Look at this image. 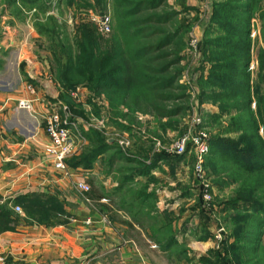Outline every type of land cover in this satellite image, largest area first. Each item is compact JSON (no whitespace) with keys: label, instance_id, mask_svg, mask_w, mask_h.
Masks as SVG:
<instances>
[{"label":"rangeland","instance_id":"374dc122","mask_svg":"<svg viewBox=\"0 0 264 264\" xmlns=\"http://www.w3.org/2000/svg\"><path fill=\"white\" fill-rule=\"evenodd\" d=\"M47 1L49 8L46 12H42L38 6L24 4L20 0H0V97L14 101L12 109H19L26 121L33 114L36 121L44 128L41 117L43 112L31 113L20 109L18 102L20 99H27V94L32 93V88L44 97L53 99L59 96L60 98V93H64L58 80L63 77L62 66L68 62L78 63L84 49L82 43L85 42V48L88 50L89 47H96V50L101 49V51L106 50L109 45H119L129 59L130 50L134 52L135 47L154 45L165 32L179 29L180 40H177L174 45L168 44L161 51H156L160 56L157 55L158 58L153 63L143 66L133 64L134 67H132L142 75L155 78L175 75L176 80L168 87L146 88L147 90H142L139 94L138 106L129 107L121 103L115 109L106 93L96 95L88 87L79 85L69 92L70 97L74 99H72L73 103L65 104L71 113V124L76 123L74 128L77 130L82 147L81 154L91 146V141L87 143V139L84 138L94 132L95 140L102 137L104 141L121 150L130 159L150 163L156 155H161L163 156L161 160L172 157L183 164V167L187 169L182 168L183 173L186 170L189 176L186 185L194 194L195 207L199 213L197 226H195L196 232L197 229H201L204 233L203 237L212 240V246L206 253L194 258L193 261L202 264L201 257L209 256L210 251H214L229 259L228 262L218 264H237L228 251L229 245L235 238L232 235L230 213L226 210V200L235 194L240 184L232 183L224 169L222 174L227 181H217L205 163L209 185L207 189H204L194 173L196 153L192 145L185 153L171 152V146L185 134L205 130L211 143L215 135L228 132L235 137L240 133L233 131L230 117L227 115L221 119L215 118L214 115L220 112L218 102L202 101L201 98V81L207 79L212 66L209 50L204 45V35L212 22L215 0H165L161 6L154 9L140 6L135 13H133V6L139 0H126L125 9L130 10L128 18L135 23L127 29L119 23L117 11H120V8L118 7L117 10V5L119 6L120 0ZM165 13L168 14L167 19L157 21L159 14ZM104 15L109 16L111 20L109 32L102 29L100 19ZM83 29L87 31V35L91 36L90 39H94V47L87 38L83 41ZM194 37L198 38L196 46L191 42ZM172 51L177 52V55L172 56L170 54ZM149 55L155 56V52ZM173 60L176 62L170 64L167 71L162 70L160 73L154 71L155 67L159 70L163 69ZM175 72L177 73L173 74ZM250 72L251 79L255 83L259 71L250 69ZM143 98H146L148 102ZM212 106L218 108L217 113L209 111V107L212 108ZM252 107L256 109V101L252 103ZM177 108L180 109L177 114L167 115ZM74 109L81 114L75 113ZM81 123L85 125V129ZM28 130L31 129L28 127ZM259 130L261 135H264L262 125ZM22 133L24 134L25 131ZM81 137H84L83 141ZM126 142L129 143L126 144ZM110 153L106 154V159L103 161L105 172L110 170H108ZM135 165L133 162L132 167H136ZM121 167L127 169L131 167V164L123 158L116 160L112 167L116 177L126 175V172L121 174L119 171ZM152 175L155 177L153 171ZM254 181L253 177L252 182ZM153 182H156V177L138 187L136 181L132 183L135 188H131V191L127 189V192L145 190V186L149 187ZM100 185L96 184L94 188L98 190ZM91 189L92 186L89 191ZM205 191L212 196L209 203L203 199ZM6 201L7 199H4L1 203ZM107 202L108 200L103 204ZM15 206L11 205V208L15 210ZM19 206L22 211L15 210V212L23 214L24 209L21 205ZM200 222L204 224L203 228ZM86 223L90 222L86 220ZM219 231L224 238L220 241L221 243L215 238ZM263 238L264 234L262 235L263 249L250 251V254L258 253V263L249 260L250 262L245 264H264ZM250 254L245 256V259L251 258ZM0 257L5 258L2 263L5 264L10 255L0 254ZM150 257L156 261V264H175L166 255L150 253Z\"/></svg>","mask_w":264,"mask_h":264},{"label":"trees","instance_id":"16d2710c","mask_svg":"<svg viewBox=\"0 0 264 264\" xmlns=\"http://www.w3.org/2000/svg\"><path fill=\"white\" fill-rule=\"evenodd\" d=\"M15 1V0H12ZM24 4L38 6L42 12H46L49 8L47 0H20ZM71 1V0H69ZM103 0H98V2ZM165 0H139L133 6L135 13L140 6L154 9L163 4ZM72 2V1H71ZM263 0H215V8L212 16V22L205 30L204 45L210 53V62L212 64L211 71L207 79L201 81L202 101H215L219 104L220 112L215 116L221 119L224 115L230 117V123L233 131L240 132L237 136H231L228 132L215 135L210 143V151L206 157V166L215 175L217 181L226 180L222 174L223 169L227 172L229 180L234 183L238 182L239 187L235 194L226 200V210L230 213L229 218L232 223V235L234 241L229 245L228 251L232 254L237 264H245V262L254 261L258 263V253L255 250L262 248V235L264 234V135H261V125L264 129V51L260 50L259 59L261 69L258 72L257 81L252 82L249 63L251 61V29L252 19L254 15L260 11L259 15L264 21V10H262ZM126 0H120L118 10L119 23L122 27L130 28L135 23L128 18V12L125 9ZM168 14H159L157 21L166 20ZM51 18V17H50ZM164 32L163 30H160ZM84 40H89L94 47V39L87 35V31L83 29ZM264 35V26L262 27ZM180 31L176 29L173 32H165L154 45L135 47L134 52L130 50V58L127 59L124 51L119 45L112 44L106 50H96L89 47L85 48L79 56L78 63L68 62L62 66V79H58L64 93H60V98L69 104H72L70 91L76 89L79 85L88 87L93 93L99 95L106 93L110 99L112 107L117 109L118 105L124 103L129 107L138 106L140 98L139 94L146 88L168 87L174 80L175 75L155 78L152 76L142 75L135 69L133 64L143 66L147 63H153L158 54L168 44H175L179 39ZM95 38V37H94ZM96 39V38H95ZM155 52L154 55H149ZM162 53V52H160ZM172 56L177 52L172 51ZM168 55V54H164ZM154 56V57H152ZM160 56V55H158ZM176 61H170L163 69L155 67V72L160 73L162 70L167 71L170 64ZM177 72L173 73L176 74ZM32 81V79L30 78ZM146 102L148 100L143 98ZM256 101V109L252 107V103ZM72 106V105H71ZM73 109V108H72ZM179 108L167 113V115L177 114ZM75 113L81 114L76 109ZM98 114V113H97ZM118 114V113H117ZM164 114V113H163ZM93 132L89 135L91 146L86 152L79 156L71 157L67 160L70 166L91 167L96 160L110 153L109 166L113 167V163L118 159H125L131 164L127 169L120 168L121 174L126 175L119 177L117 189L119 191L136 182L140 176H148L154 179L152 171L156 168L159 161L163 158L156 155L150 163L141 162L138 159H130L118 148L108 144L104 139L97 138ZM100 137V136H98ZM135 162L136 167H132ZM222 164V165H221ZM222 167V168H221ZM255 181L252 182V178ZM148 185V184H147ZM146 187V186H145ZM144 190V189H143ZM146 190V189H145ZM144 190V191H145ZM129 191L131 189L129 188ZM263 192V193H260ZM99 190L91 189L87 194L97 196ZM106 196V195H105ZM100 197V196H99ZM143 199V198H142ZM20 199L13 201L7 200L0 203V231L10 230L17 223L19 214L11 208V205H17ZM26 208L29 211L34 209L40 211L42 216H48L53 209L63 210L62 204L57 199L40 200L35 196L26 195L24 197ZM130 205L134 204V200L125 201ZM145 204V212L143 218L148 216L153 219L150 226L159 223L158 215H163L162 230L168 232L173 219L169 212H161L155 206L154 200L151 198L141 201ZM104 205V204H103ZM52 208V209H51ZM33 210V211H34ZM32 211V212H33ZM31 212V213H32ZM156 213V215L153 214ZM158 213V214H157ZM136 221L143 223L139 213H132ZM154 230V227H153ZM155 232V230H154ZM175 242V239L173 240ZM177 246L167 247L179 258H189L186 248L180 243ZM174 246V245H172ZM164 248V247H163ZM263 249V248H262ZM250 254V251H253ZM251 255V258L245 259V256ZM255 257L257 259L255 260ZM202 264H218L228 262L229 259L223 255L210 251L209 256L201 257ZM250 260V261H249ZM191 264H198L191 260ZM5 264H12L8 259Z\"/></svg>","mask_w":264,"mask_h":264},{"label":"crops","instance_id":"0c3cea01","mask_svg":"<svg viewBox=\"0 0 264 264\" xmlns=\"http://www.w3.org/2000/svg\"><path fill=\"white\" fill-rule=\"evenodd\" d=\"M261 6L264 10V1ZM259 13L252 19V29L256 27L257 35L251 36L249 63L253 62L258 71L261 69L259 53L264 51V21ZM31 92L27 95L35 113L55 107L61 111L67 103L59 96L44 97L34 88ZM14 103L0 97V203L4 199H20L17 205L24 209L13 229L0 231V254L10 255L12 264H156L150 253L166 255L175 264H191V260L212 246V240L204 238L201 229L196 232L199 213L194 194L186 185L187 169L178 160L170 157L159 161L153 170L157 185L153 182L145 191L129 193L127 189L135 188L130 184L119 191L115 170L108 165L109 172L104 171L107 155L99 157L91 167L68 165L66 171L57 169L45 152L49 135L33 114L26 121L19 109H12ZM209 111L217 113L218 108L212 106ZM85 139L89 141L88 135ZM182 168L186 169L184 173ZM136 181L140 187L151 179L140 176ZM80 183H87L92 189L101 184L99 193L92 197L79 188ZM26 195L43 201L57 199L63 210L53 209L47 218L40 211L30 208L28 211L24 202ZM142 198L154 200L160 213H170L173 221L168 232L162 230L163 215H158L159 223L151 226L153 219L143 218L146 210ZM102 199L108 200L107 204L103 205ZM130 200L135 201L133 205L125 202ZM136 212L144 224L136 221L132 214ZM87 219L91 222L86 223ZM199 224L203 228L204 224ZM176 242L186 248L189 258H179L164 250L175 248Z\"/></svg>","mask_w":264,"mask_h":264},{"label":"built area","instance_id":"2783aa9c","mask_svg":"<svg viewBox=\"0 0 264 264\" xmlns=\"http://www.w3.org/2000/svg\"><path fill=\"white\" fill-rule=\"evenodd\" d=\"M100 21L102 24V29L106 32H109L111 30L110 17L104 15L100 19ZM256 35L257 29L254 26L251 32V36L256 37ZM191 42L194 46H196L198 43V38L194 37ZM250 68L252 70L255 69V65L253 62L250 64ZM18 108L25 109L31 113L34 112L32 100L28 98L20 99L18 102ZM61 111L60 108L55 107L50 111L43 112L41 117L43 120L42 123L44 124L45 131L47 132L50 138V142L46 146L45 152L49 157L52 158L53 163L57 169L66 171L68 169L67 160L75 156L79 152L81 144L78 139V134L76 133L77 130L76 128H74L76 126V123L71 124L70 122L72 119L69 107L64 104L61 107ZM81 138L83 141L84 137ZM128 143L129 142H126V144ZM190 145H192L196 153V162L194 167L195 176L200 181L201 186H203L204 189H207L209 184L205 172V162L210 150L208 133L205 132V130H201L195 132L194 134L183 135L179 140L176 141V143L171 146V152H175L177 154L185 153L190 150ZM79 188H81L83 191L88 192L90 190V185H88L87 183H80ZM203 199L207 203H209L210 200H212V196L210 193H207L205 191ZM102 201H105V199H102ZM15 210H17L18 212L22 211L19 205L15 206ZM87 221L91 222L90 219H87ZM215 238L216 241L219 242L224 239L223 235L221 234V231H219L215 235ZM4 261L5 258L0 257V263L2 264L4 263Z\"/></svg>","mask_w":264,"mask_h":264}]
</instances>
